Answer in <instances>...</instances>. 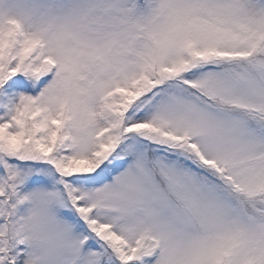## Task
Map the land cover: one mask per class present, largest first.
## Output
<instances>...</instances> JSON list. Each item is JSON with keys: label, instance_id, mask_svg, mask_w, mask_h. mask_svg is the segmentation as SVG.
Instances as JSON below:
<instances>
[{"label": "snow or ice", "instance_id": "snow-or-ice-1", "mask_svg": "<svg viewBox=\"0 0 264 264\" xmlns=\"http://www.w3.org/2000/svg\"><path fill=\"white\" fill-rule=\"evenodd\" d=\"M0 264H264V0H0Z\"/></svg>", "mask_w": 264, "mask_h": 264}]
</instances>
